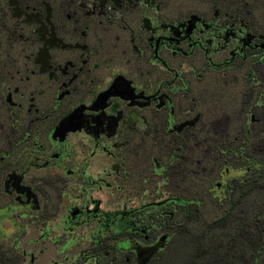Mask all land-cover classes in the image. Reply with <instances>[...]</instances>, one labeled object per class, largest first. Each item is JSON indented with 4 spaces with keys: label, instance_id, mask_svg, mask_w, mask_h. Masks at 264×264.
Masks as SVG:
<instances>
[{
    "label": "rangeland",
    "instance_id": "rangeland-1",
    "mask_svg": "<svg viewBox=\"0 0 264 264\" xmlns=\"http://www.w3.org/2000/svg\"><path fill=\"white\" fill-rule=\"evenodd\" d=\"M174 1L210 16L216 6L238 36L264 33V0ZM15 7L0 0V264H136L122 248L128 238L119 233L116 219L122 214L151 226L153 239L166 237L165 248L149 264H184L191 235H204L237 198L234 179L246 174L248 160L264 158L252 148L264 121V51H252L246 62L238 58L231 66L193 58L197 65L183 69L215 92L204 99L207 94L191 83L187 99L198 104L197 113L174 117L177 128L159 112L156 131L124 133L122 147L119 140L118 147L104 140L106 148H97L85 133L58 147L48 137L50 122L41 130L27 112L5 101L11 66L22 65L32 50L23 39L34 37ZM164 74L156 68L155 75ZM54 152H63V159L53 160ZM13 169L23 171L24 183L39 194L38 208L5 193V176ZM95 201L100 211L116 213L115 220L100 221ZM243 202L252 213L264 198L255 191Z\"/></svg>",
    "mask_w": 264,
    "mask_h": 264
},
{
    "label": "flooded vegetation",
    "instance_id": "flooded-vegetation-1",
    "mask_svg": "<svg viewBox=\"0 0 264 264\" xmlns=\"http://www.w3.org/2000/svg\"><path fill=\"white\" fill-rule=\"evenodd\" d=\"M18 3L19 20L32 26L34 40L23 39L32 43V50L22 65L11 66L9 84L13 85H7L5 101L17 112H27L30 122L40 129L50 122L48 137L58 147L71 135L81 133L88 135L97 148H106L104 140L111 141L113 147L119 146V140L122 147L124 133L148 131L150 135L156 131L159 112L177 128L174 117L197 113L198 104L187 99L192 88L206 93L204 99L215 92L214 88L198 85L195 75L189 76L191 71L183 69L197 65L193 58L231 66L238 58L246 62L252 51H264V33L238 36L216 6L210 16L174 0ZM156 68H162L165 74L158 77ZM74 127L76 131L64 134L65 129ZM187 128L172 133L178 135ZM63 156V152L51 155L57 161ZM49 165L46 160L44 166ZM14 172L22 177L19 188L15 179L7 183ZM67 173L77 171L69 169ZM24 177V172L17 169L8 172L5 193L23 206L38 208L39 194L31 186L32 192L23 188L28 186ZM94 204L100 221L108 223L110 216L115 220L116 213L100 211V201ZM116 220L119 233L128 236L122 239V248L133 254L136 264H149L165 248L166 238L153 239L151 226L140 225L139 220L125 214ZM126 261L131 262V257Z\"/></svg>",
    "mask_w": 264,
    "mask_h": 264
},
{
    "label": "trees",
    "instance_id": "trees-1",
    "mask_svg": "<svg viewBox=\"0 0 264 264\" xmlns=\"http://www.w3.org/2000/svg\"><path fill=\"white\" fill-rule=\"evenodd\" d=\"M261 124L252 143L257 152H264V121ZM248 161L246 174L234 179L239 195L207 225L204 235H191L192 248L184 264H264V204L251 213L243 202L255 191L264 198V158Z\"/></svg>",
    "mask_w": 264,
    "mask_h": 264
},
{
    "label": "water",
    "instance_id": "water-1",
    "mask_svg": "<svg viewBox=\"0 0 264 264\" xmlns=\"http://www.w3.org/2000/svg\"><path fill=\"white\" fill-rule=\"evenodd\" d=\"M11 4L14 5V6H16V7L14 8L15 16H20L21 12H20V10H19V8H18V6H17V5H18L17 0H11ZM61 128H62V126H61L60 128H58L57 131L62 130ZM69 130L76 131L77 129H76V127H74L73 129H65L64 134H65L67 131H69ZM61 139L63 140L64 137H62ZM15 177H19V178H15ZM13 179H15V186H16V187H18V185H21L22 177L19 176L16 172H14V173H12V174L9 175V179H8L7 183H8L9 181L13 180ZM18 188H19V187H18ZM23 188H24L25 190H27V191L32 192V188L29 187V186H26V187H23ZM165 238H166V237H162L161 240H165ZM159 247H161V246L158 245V248H159Z\"/></svg>",
    "mask_w": 264,
    "mask_h": 264
}]
</instances>
